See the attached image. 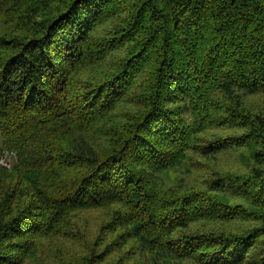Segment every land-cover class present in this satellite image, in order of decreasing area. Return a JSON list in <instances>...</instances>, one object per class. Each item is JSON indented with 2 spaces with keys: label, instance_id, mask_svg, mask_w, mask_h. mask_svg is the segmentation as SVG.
Returning a JSON list of instances; mask_svg holds the SVG:
<instances>
[{
  "label": "trees",
  "instance_id": "trees-1",
  "mask_svg": "<svg viewBox=\"0 0 264 264\" xmlns=\"http://www.w3.org/2000/svg\"><path fill=\"white\" fill-rule=\"evenodd\" d=\"M0 264H264V0H0Z\"/></svg>",
  "mask_w": 264,
  "mask_h": 264
},
{
  "label": "built area",
  "instance_id": "built-area-1",
  "mask_svg": "<svg viewBox=\"0 0 264 264\" xmlns=\"http://www.w3.org/2000/svg\"><path fill=\"white\" fill-rule=\"evenodd\" d=\"M13 157V159L16 161V155L12 154L11 155ZM11 157L7 154H4L3 157H1L0 159V166L6 167V168H10L13 164L11 163Z\"/></svg>",
  "mask_w": 264,
  "mask_h": 264
},
{
  "label": "rangeland",
  "instance_id": "rangeland-1",
  "mask_svg": "<svg viewBox=\"0 0 264 264\" xmlns=\"http://www.w3.org/2000/svg\"><path fill=\"white\" fill-rule=\"evenodd\" d=\"M5 154L9 155L11 158V163L14 164L15 163V160L13 159V157L11 156L12 154H15V153H11V152H6ZM16 155V154H15Z\"/></svg>",
  "mask_w": 264,
  "mask_h": 264
}]
</instances>
